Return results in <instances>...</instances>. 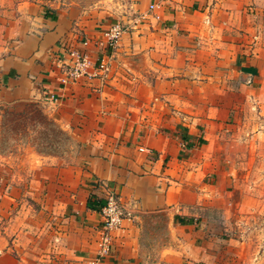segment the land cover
<instances>
[{
    "label": "crops",
    "instance_id": "0c3cea01",
    "mask_svg": "<svg viewBox=\"0 0 264 264\" xmlns=\"http://www.w3.org/2000/svg\"><path fill=\"white\" fill-rule=\"evenodd\" d=\"M125 1L131 10H146L134 26L141 31L122 37L104 79L63 86L61 41L99 38L108 21L91 19L72 0H0V105L43 104L89 153L72 168L73 185L85 184L80 200L63 156L29 159L1 145V184L25 185L1 193V264H229L223 248L214 249L225 236L208 216L211 195L198 187L208 186L210 153L202 152L211 136L198 123L224 108L196 106L194 77L232 53L231 46L248 74L256 71L236 41L263 38L264 0ZM247 24L259 28L248 35ZM104 51L93 46L92 59ZM138 52L147 54L149 67H119ZM47 92L59 102H45ZM109 187L132 217L100 257Z\"/></svg>",
    "mask_w": 264,
    "mask_h": 264
},
{
    "label": "rangeland",
    "instance_id": "374dc122",
    "mask_svg": "<svg viewBox=\"0 0 264 264\" xmlns=\"http://www.w3.org/2000/svg\"><path fill=\"white\" fill-rule=\"evenodd\" d=\"M72 3L91 19L99 17L108 23L110 20L126 23L127 29L114 49L115 59L122 37L141 31L142 28L134 26L147 14L146 10L143 12L139 8L131 10L125 0H72ZM140 12L143 14L139 15ZM139 17L140 21H136ZM145 19L148 21L150 16ZM252 26H244L248 35L259 28L256 24L254 30L250 29ZM151 27L152 24L148 28ZM260 28L263 38L253 35V40L236 41L244 44L245 51L249 50L243 56L244 63L256 66L252 75L240 65V56H236V49L231 46L232 53L212 60L203 77H194L197 80L196 106L205 104L224 108L223 115L198 123V127H208L211 135L202 152L210 153L205 165L208 186L199 182L198 187L211 195L206 204L208 216L217 221L216 229L222 227L225 236L219 242L222 245L218 243L214 249L223 248L229 264H264V22ZM149 56H153L152 53ZM144 59H148L147 54L138 52L128 60H120L119 67H149ZM213 63L219 67H212ZM47 109L43 104L33 102L0 105V154L2 145L7 154L12 150L29 159L50 154L62 160L63 156L71 166V191L81 200L85 184L73 185L72 168H77L79 161L89 153L48 115ZM19 187L25 188V185L1 184L0 164V256L1 193L11 194ZM54 188L57 189L56 185ZM210 209L215 211L210 212ZM219 209H228V214L222 216Z\"/></svg>",
    "mask_w": 264,
    "mask_h": 264
},
{
    "label": "built area",
    "instance_id": "2783aa9c",
    "mask_svg": "<svg viewBox=\"0 0 264 264\" xmlns=\"http://www.w3.org/2000/svg\"><path fill=\"white\" fill-rule=\"evenodd\" d=\"M156 4L150 6L153 9ZM140 21V17L136 19ZM126 23L122 21L110 22L99 38H92L87 34H79L76 40L61 41L62 56L59 59L61 74L60 83L65 86L84 79L105 78L111 69L113 51L126 31ZM103 47L104 55L96 61L92 59L91 48ZM60 97L53 92H47L45 102H59ZM102 221L99 228L101 243L99 256L109 253L115 231L119 230L126 219L131 218V212L124 206L120 195L113 187L107 189L106 203L101 208Z\"/></svg>",
    "mask_w": 264,
    "mask_h": 264
}]
</instances>
